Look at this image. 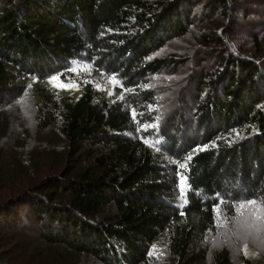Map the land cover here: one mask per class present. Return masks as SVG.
<instances>
[{
    "label": "trees",
    "instance_id": "16d2710c",
    "mask_svg": "<svg viewBox=\"0 0 264 264\" xmlns=\"http://www.w3.org/2000/svg\"><path fill=\"white\" fill-rule=\"evenodd\" d=\"M195 1L0 0V109L31 98L40 129L59 124L67 167L0 199L2 225L20 226L28 205L43 241L104 264H194L239 204L264 210L262 44L254 35L246 51L230 39L236 12L247 17L256 0L204 1L227 17L198 33L210 46L198 52L218 48L219 64L201 76L187 113L162 96L163 68L183 61L164 46L194 25ZM53 76L79 82V95L53 91ZM109 204L115 212L100 216ZM213 256L238 264L226 246Z\"/></svg>",
    "mask_w": 264,
    "mask_h": 264
},
{
    "label": "rangeland",
    "instance_id": "374dc122",
    "mask_svg": "<svg viewBox=\"0 0 264 264\" xmlns=\"http://www.w3.org/2000/svg\"><path fill=\"white\" fill-rule=\"evenodd\" d=\"M204 1L206 0L194 2V25L183 36L168 41L162 52L165 57L169 58L172 54L183 60L167 62L159 85L167 104L183 105L180 110L184 113H187L184 107L196 94L201 76L218 66L221 54L218 48H212L208 53H199L201 48L210 46H204L200 42L198 33L209 29L213 24L216 26L227 21V17L222 18L218 13L215 17V13L208 14L207 8L202 5ZM250 5L252 13L247 17L243 16L244 12L241 10H233L237 13L235 21L238 25L234 28L235 36L230 39L237 44L243 42L246 51H249L253 47L252 38L256 35L262 44L263 51L260 55L264 56V0H256ZM238 6L241 7L242 4ZM200 14L202 18L199 19ZM220 47L224 51L223 46ZM232 48L242 53V49H238L236 45H232ZM45 83L53 91L68 93L73 97L78 96L81 90L80 83L75 80L64 82L53 76ZM260 87L263 88V94L264 85ZM262 101L264 102V97ZM35 115L34 101L28 97L0 109V199L15 197L14 195L26 190L30 192L45 175L56 174L67 168L64 163L66 139L59 124L54 122L40 129ZM89 161L90 158L85 157L77 169L85 167ZM101 212L100 216H107L115 211L113 205L109 204ZM20 214V221L17 223L20 226L2 225L0 220V264H104L90 254L76 253L64 244L43 241L38 234L35 216L28 205L23 206ZM24 214H28L27 222ZM208 240L204 250L205 262L194 264H214L213 255L223 246L228 248L232 260L238 264H264V210L250 206L241 214L238 206V213L221 224Z\"/></svg>",
    "mask_w": 264,
    "mask_h": 264
},
{
    "label": "snow or ice",
    "instance_id": "6c2138e0",
    "mask_svg": "<svg viewBox=\"0 0 264 264\" xmlns=\"http://www.w3.org/2000/svg\"><path fill=\"white\" fill-rule=\"evenodd\" d=\"M74 86V85H73ZM188 159H191V156L188 157ZM187 167L186 164H181L180 168L181 169H185ZM186 181V177H181L180 181H179V188H180V196L181 198H185L186 197V193L188 192L189 188L185 183ZM184 202L186 203L187 200L185 199ZM259 205H264V201L259 202ZM250 206H258V202L256 200H248L246 202H242L241 204H239V208L241 209V214H243V210L247 207ZM217 213L219 214V205H217L216 208Z\"/></svg>",
    "mask_w": 264,
    "mask_h": 264
}]
</instances>
